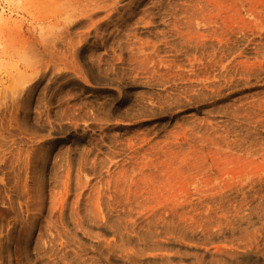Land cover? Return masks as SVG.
Here are the masks:
<instances>
[{"label": "rangeland", "instance_id": "rangeland-1", "mask_svg": "<svg viewBox=\"0 0 264 264\" xmlns=\"http://www.w3.org/2000/svg\"><path fill=\"white\" fill-rule=\"evenodd\" d=\"M0 264H264V0H0Z\"/></svg>", "mask_w": 264, "mask_h": 264}]
</instances>
